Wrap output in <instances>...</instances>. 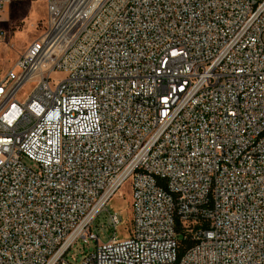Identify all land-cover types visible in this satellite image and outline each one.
I'll use <instances>...</instances> for the list:
<instances>
[{
    "label": "built area",
    "instance_id": "2783aa9c",
    "mask_svg": "<svg viewBox=\"0 0 264 264\" xmlns=\"http://www.w3.org/2000/svg\"><path fill=\"white\" fill-rule=\"evenodd\" d=\"M46 1L0 57V264H264V0Z\"/></svg>",
    "mask_w": 264,
    "mask_h": 264
},
{
    "label": "rangeland",
    "instance_id": "374dc122",
    "mask_svg": "<svg viewBox=\"0 0 264 264\" xmlns=\"http://www.w3.org/2000/svg\"><path fill=\"white\" fill-rule=\"evenodd\" d=\"M47 17L46 0H12L5 12L0 16V28L5 31V45L1 50L0 57L4 66L12 67L18 60L19 56L36 40L37 37L44 34V24ZM10 45V46H9ZM65 74L55 72L52 75V81L62 80ZM35 84L27 83L22 88L18 99L24 102L28 94L33 90ZM32 168L36 166L27 161ZM107 211L118 212L124 216V223L117 229V238L126 239L132 228L131 216V183H127L121 191L116 194L107 205ZM108 212H103L97 222L93 225V232L100 234V242L106 243L112 236V230L97 231L98 223H105ZM96 249V241L90 240L84 242L79 239L73 248L67 254V261L70 264H81L83 259Z\"/></svg>",
    "mask_w": 264,
    "mask_h": 264
}]
</instances>
